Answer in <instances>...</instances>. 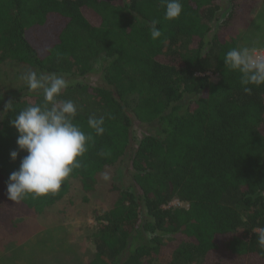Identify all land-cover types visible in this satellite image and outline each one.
Here are the masks:
<instances>
[{
    "label": "trees",
    "instance_id": "1",
    "mask_svg": "<svg viewBox=\"0 0 264 264\" xmlns=\"http://www.w3.org/2000/svg\"><path fill=\"white\" fill-rule=\"evenodd\" d=\"M228 1L212 28L221 0H181L183 13L172 21L162 0H0V63L78 78L62 100L76 104L74 123L93 137L58 193L11 201L9 176L27 155L11 121L46 102L28 87L3 95L1 232L62 201L72 182L92 195L97 177L118 166L88 264H264L254 232L264 227V85L245 93L241 74L223 59L239 48L233 32L255 1ZM153 21L162 31L156 40ZM94 75L101 84L86 83ZM93 115L104 117L101 136L88 126ZM128 159L124 185L119 167ZM175 200L183 205L168 207Z\"/></svg>",
    "mask_w": 264,
    "mask_h": 264
},
{
    "label": "clouds",
    "instance_id": "2",
    "mask_svg": "<svg viewBox=\"0 0 264 264\" xmlns=\"http://www.w3.org/2000/svg\"><path fill=\"white\" fill-rule=\"evenodd\" d=\"M162 3L165 19L172 21L180 18L183 13L181 0H162ZM156 23L153 21L150 30L153 40L162 36V31L155 27ZM223 59L229 69L241 74L240 82L245 93H252L249 85H264V54L257 49L234 47L226 52ZM23 78L31 91H43L46 103L27 107L11 121L18 133V149L27 153L20 161L19 169L10 174L6 186L7 198L15 202L28 194L46 197L58 193L74 169L81 167L80 158L86 153L88 143L93 141L92 135L86 134L74 123L78 111L76 104L71 100L57 99L68 87L63 75L30 71ZM5 107L11 108L12 102L9 101ZM104 124V117L93 115L88 119V126L97 136L105 133ZM100 155H110V152H101ZM10 156L15 161L19 152L14 150ZM103 179L108 181L110 177L104 173ZM254 232L264 255V227Z\"/></svg>",
    "mask_w": 264,
    "mask_h": 264
},
{
    "label": "rangeland",
    "instance_id": "3",
    "mask_svg": "<svg viewBox=\"0 0 264 264\" xmlns=\"http://www.w3.org/2000/svg\"><path fill=\"white\" fill-rule=\"evenodd\" d=\"M254 1L252 15L233 32L239 48L264 49V0ZM228 2L221 0V21L213 22L210 27L220 26L229 12ZM30 71L28 67L10 60L1 62L0 99L4 94H14L27 88L23 77ZM211 79L216 81L217 76H211ZM66 80L68 84L74 82ZM86 83L101 84L96 75L88 76ZM64 95L57 99L62 100ZM129 166L128 159L119 167L124 185L130 183L127 175ZM116 169L118 166L107 168L97 177V188L92 195L85 197L80 184L72 182L70 194L42 215L19 219L12 233L0 231V264H88L92 261L95 255L93 234L115 198L111 188L117 176ZM104 173L109 175L108 181L103 179ZM182 205L175 200L168 207L179 208Z\"/></svg>",
    "mask_w": 264,
    "mask_h": 264
},
{
    "label": "built area",
    "instance_id": "4",
    "mask_svg": "<svg viewBox=\"0 0 264 264\" xmlns=\"http://www.w3.org/2000/svg\"><path fill=\"white\" fill-rule=\"evenodd\" d=\"M261 54H264V49H257Z\"/></svg>",
    "mask_w": 264,
    "mask_h": 264
}]
</instances>
